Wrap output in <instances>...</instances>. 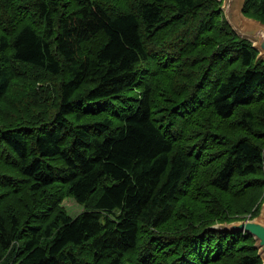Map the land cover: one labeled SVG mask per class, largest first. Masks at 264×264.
Here are the masks:
<instances>
[{
    "label": "trees",
    "instance_id": "obj_1",
    "mask_svg": "<svg viewBox=\"0 0 264 264\" xmlns=\"http://www.w3.org/2000/svg\"><path fill=\"white\" fill-rule=\"evenodd\" d=\"M73 1L0 0V264H262L213 227L264 200V59L223 1Z\"/></svg>",
    "mask_w": 264,
    "mask_h": 264
},
{
    "label": "water",
    "instance_id": "obj_2",
    "mask_svg": "<svg viewBox=\"0 0 264 264\" xmlns=\"http://www.w3.org/2000/svg\"><path fill=\"white\" fill-rule=\"evenodd\" d=\"M245 0H241L238 16L231 13L230 1L222 3L221 8L226 20L232 29L243 38L252 42V45L258 50L257 58L264 59V23L243 14V5ZM242 26V27H240ZM243 29V30H242ZM217 229H222L226 232H246L254 239L253 246L257 249V255L264 264V200L260 205L259 212L256 216L247 219H239L231 222L215 224Z\"/></svg>",
    "mask_w": 264,
    "mask_h": 264
},
{
    "label": "rangeland",
    "instance_id": "obj_3",
    "mask_svg": "<svg viewBox=\"0 0 264 264\" xmlns=\"http://www.w3.org/2000/svg\"><path fill=\"white\" fill-rule=\"evenodd\" d=\"M223 3L224 1L227 2L230 1V11L232 14L235 13L236 16H238V10H239V6H240V3H241V0H222ZM242 27V26H240ZM243 30V29H242ZM21 94H24V89L21 91ZM263 196H264V187H263ZM262 199V198H261ZM61 205L66 209L67 213L71 216V217H74L76 216L78 213H80L81 211L84 210V207L78 203L75 202V200L71 197H66L63 199ZM257 207L256 204H253L250 209H249V212L250 213H245L247 215V217L244 218L243 215H241L244 219H249L250 218V215L255 211V208ZM236 210L234 209L233 211L230 212L229 216H231V218H234V219H239V215L240 213H237L236 214ZM235 213V214H234ZM234 214V215H233ZM241 217V218H242Z\"/></svg>",
    "mask_w": 264,
    "mask_h": 264
},
{
    "label": "bare ground",
    "instance_id": "obj_4",
    "mask_svg": "<svg viewBox=\"0 0 264 264\" xmlns=\"http://www.w3.org/2000/svg\"><path fill=\"white\" fill-rule=\"evenodd\" d=\"M75 1V0H74ZM73 1V2H74ZM78 2V1H77ZM64 3H66V2H64ZM70 4V3H69ZM80 6V5H79ZM69 8V7H68ZM120 9V8H119ZM118 10V9H117ZM119 11H121V10H119ZM125 11V10H124ZM111 18V17H110ZM137 23V22H136ZM145 26V25H144ZM139 27V26H138ZM139 29V28H138ZM146 29V28H145ZM149 31V30H148ZM137 35H139V34H137ZM142 35V34H141ZM86 40V39H85ZM145 49V48H144ZM149 53V52H148ZM149 73V72H148ZM146 74V73H145ZM142 75V74H141ZM150 75V74H149ZM131 77V76H130ZM124 84V83H123ZM125 85V84H124ZM129 85V84H128ZM127 85V86H128ZM126 86V87H127ZM130 88V87H129ZM79 95V94H78ZM88 95V94H87ZM136 95V94H135ZM81 96V95H80ZM122 97V96H121ZM78 98V97H77ZM102 98V97H101ZM129 98V97H128ZM79 99V98H78ZM97 99V98H96ZM120 99V98H119ZM83 100V99H82ZM109 100V99H108ZM92 101V100H91ZM121 101V100H120ZM126 101V100H125ZM109 102V101H108ZM135 102V101H134ZM83 103V102H82ZM139 103V102H138ZM121 104V103H120ZM129 105V104H128ZM124 106V105H123ZM106 108V107H105ZM75 109V108H74ZM107 109V108H106ZM111 109V108H110ZM115 109V108H114ZM82 110V109H81ZM76 111H78V109H76ZM105 111V110H104ZM110 111V110H109ZM79 112V111H78ZM83 114V113H82ZM87 115V114H86ZM114 115H115V113H114ZM110 116V115H109ZM104 117H106V116H104ZM90 118H92V117H90ZM115 118V117H114ZM122 118V117H121ZM87 119H88V117H87ZM113 119V118H112ZM118 120V119H117ZM114 121H116L115 119H114ZM106 123V122H105ZM119 124L121 123V122H118ZM115 124V123H114ZM108 125H110V124H108ZM113 126V125H112ZM68 140H70V139H68ZM151 255V254H150ZM158 256V255H157ZM160 256V255H159ZM148 257V256H147ZM151 258V257H150ZM157 258V257H156ZM159 258V257H158ZM148 259V258H147ZM143 260V259H142ZM142 260H141V262H142ZM153 260V259H152ZM159 260V259H158ZM158 260H157V262H158ZM160 261H161V259H160ZM140 262V263H141ZM143 263V262H142ZM153 263H154V261H153ZM153 263H151V264H153ZM154 264H156V263H154ZM159 264V263H158Z\"/></svg>",
    "mask_w": 264,
    "mask_h": 264
}]
</instances>
